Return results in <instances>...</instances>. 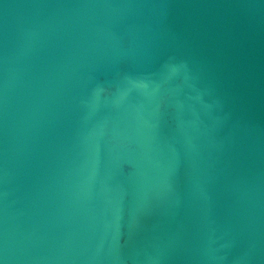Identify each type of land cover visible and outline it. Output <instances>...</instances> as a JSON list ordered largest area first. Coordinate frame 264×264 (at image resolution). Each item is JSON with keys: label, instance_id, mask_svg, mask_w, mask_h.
Instances as JSON below:
<instances>
[{"label": "water", "instance_id": "1", "mask_svg": "<svg viewBox=\"0 0 264 264\" xmlns=\"http://www.w3.org/2000/svg\"><path fill=\"white\" fill-rule=\"evenodd\" d=\"M0 264H264V0H0Z\"/></svg>", "mask_w": 264, "mask_h": 264}]
</instances>
